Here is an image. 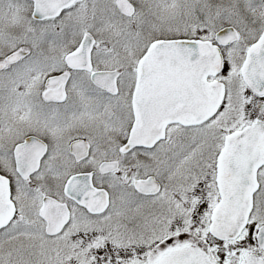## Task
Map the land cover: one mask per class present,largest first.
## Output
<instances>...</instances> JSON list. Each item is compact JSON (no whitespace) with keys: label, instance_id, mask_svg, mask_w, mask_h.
<instances>
[{"label":"snow or ice","instance_id":"1","mask_svg":"<svg viewBox=\"0 0 264 264\" xmlns=\"http://www.w3.org/2000/svg\"><path fill=\"white\" fill-rule=\"evenodd\" d=\"M0 264H264V0H0Z\"/></svg>","mask_w":264,"mask_h":264}]
</instances>
